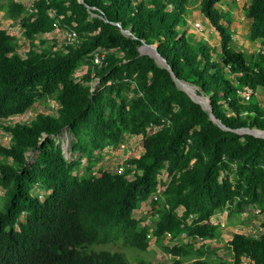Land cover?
I'll return each instance as SVG.
<instances>
[{"label": "trees", "instance_id": "16d2710c", "mask_svg": "<svg viewBox=\"0 0 264 264\" xmlns=\"http://www.w3.org/2000/svg\"><path fill=\"white\" fill-rule=\"evenodd\" d=\"M192 3L219 33V48L188 38ZM225 3L35 0L25 14L20 0H0V12L18 21L31 41L20 54L0 22V120L26 113L39 100L58 105L56 112L4 125L10 141L0 142V264H156L128 252L149 247L150 228L134 212L151 196L152 232L170 264H264V221L258 237L233 234L229 261L213 243L222 237L217 211L232 204L229 216L264 212V139L236 131L264 129V101L256 95L264 88V48L253 53L235 43ZM244 14L251 37L264 41V0H251ZM58 19L78 41L61 48L55 39L37 43ZM143 41L156 44L178 78L209 96L227 128L169 68L140 54ZM98 50L107 51L101 64L94 62ZM246 87L249 98L241 94ZM65 128L74 136L70 150L78 153L71 161L55 139ZM126 134L142 135V154L130 157L121 173L94 171L98 153L117 148ZM84 159L83 174H75ZM162 171L170 179L160 193ZM36 186L46 192L34 194ZM182 233L204 242L197 248L165 244Z\"/></svg>", "mask_w": 264, "mask_h": 264}, {"label": "rangeland", "instance_id": "374dc122", "mask_svg": "<svg viewBox=\"0 0 264 264\" xmlns=\"http://www.w3.org/2000/svg\"><path fill=\"white\" fill-rule=\"evenodd\" d=\"M25 5V14H28L32 10V6L35 0H20ZM225 9H231V14L234 18L232 23V28L234 30V40L235 43L249 52L258 53L262 48H264V41L261 39H253L251 37L250 23L251 20L247 18L244 14V8L251 2V0H225ZM192 13L190 14L189 23L187 25L189 39L193 42H197L196 44L199 45V42L205 41L209 42L210 44L219 48L220 45V35L215 30V28L209 23L208 19L204 17L201 13L198 4L192 3L191 4ZM0 22L1 25L8 29V31L13 34L18 41L19 47L18 52L24 55V52L29 50L31 47V41L27 39L24 35V29L20 25L18 21H14L8 19L4 12H0ZM57 25L55 29L49 33H44L38 35L36 37V42L38 43L40 39H55L57 40V47L61 48L65 45L67 40V33L68 29L63 26L61 19H58ZM186 28V26H185ZM34 41V42H35ZM88 68L87 64H84L80 69L75 72V77L77 79L81 78L83 74L86 72ZM98 80L95 79L92 82L93 89L96 87ZM180 85H184L187 89L194 95L201 94L205 95V93H201L198 86H194L195 89L192 90V85L188 84L187 82H179ZM182 83V84H181ZM243 94V93H242ZM256 95L259 101H264V88H258ZM51 107L48 106L47 102L44 100L37 101L32 107H30L26 113L22 115L11 116L6 119L0 120V142L3 144H9L10 141V133L5 130L4 125L8 123H14L18 120H30L39 112H56L57 104L53 101L50 103ZM156 128H150L149 132L154 131ZM74 136L70 133L68 128H65L63 132L59 135L55 136L57 142L62 145L63 151L65 153L66 158L71 161L72 159L78 156V153H73L70 150L71 142ZM142 135H130L126 134L123 138L122 144L117 148H108L105 147L98 153L99 160L94 166V171H98V169H107L110 171L118 170V167L122 166L124 158L129 153V150H133V154L138 155L142 152V145H141ZM39 151L37 152H29L28 158L37 159ZM37 155V156H36ZM82 165L74 170L75 174H83L85 164L87 160L84 159L82 161ZM120 170V168H119ZM226 172H222L221 179L224 177ZM130 177H133L131 175ZM170 177L167 171H162L160 174L161 184L159 186L160 193L165 188V183L169 181ZM34 194L43 195L46 191L42 186H36L34 189ZM158 191V192H159ZM158 193L156 194V196ZM154 197V196H153ZM151 201L152 196L144 202V204L135 210L134 215L136 218H139L141 226H148L150 228V235L151 240L149 247L146 251L139 252L135 249H129L128 252L134 255L142 256L146 261H152L156 264H170V255H168L164 248H162L157 242L156 237L153 235V228L156 225V217L151 209ZM232 204L226 206L222 210L217 211L214 216V221L220 224V229L222 232V237L219 240H214L213 243L218 247L217 248V255L225 258L226 260H231L232 254L228 247V241L232 238L235 232H243L249 234L253 237H258L262 231L263 226L262 222L264 221V212H256V213H243L238 214L235 213L233 216H229L230 210L232 208ZM183 208L179 209L181 213ZM234 223H233V222ZM237 221V222H236ZM204 241L199 238H191L184 233L180 234L175 240H170L166 238L165 244H188L191 248H197L200 246L201 243ZM133 264H138L136 261Z\"/></svg>", "mask_w": 264, "mask_h": 264}, {"label": "water", "instance_id": "95a60500", "mask_svg": "<svg viewBox=\"0 0 264 264\" xmlns=\"http://www.w3.org/2000/svg\"><path fill=\"white\" fill-rule=\"evenodd\" d=\"M130 32V29L128 30ZM140 50V54L144 55V54H148L151 55L153 58H155V60H157L158 62H160L162 65L166 66L167 68H169L171 70V73L173 74V77L175 79V81L177 82V84L183 89L185 90L187 93L190 94V96L197 101L198 103H200L205 109H207L210 112L211 118L215 121L218 122L223 128H227V126L222 123L219 119L216 118V116L213 113V105L211 103V100L209 98L208 95H201V94H197L194 95L192 94L187 87H185L184 85H180L178 83L179 82H187L188 84L192 85V90L195 89V85L192 84L191 82L188 81H184L180 78H178L172 68L170 67V65H168V62L166 61V59L160 54V52L158 51V46L156 44H149L146 43L145 41H143L142 45L139 47ZM182 84V83H181ZM204 93V92H201ZM236 131L240 132V133H250L258 138H263L264 139V129L258 128V127H251V126H247V127H242V128H238L236 129ZM44 140H42L41 143H43ZM39 150H35V152H37ZM37 156V155H36ZM38 157V156H37ZM36 159H31L29 160L30 163L34 162Z\"/></svg>", "mask_w": 264, "mask_h": 264}, {"label": "built area", "instance_id": "2783aa9c", "mask_svg": "<svg viewBox=\"0 0 264 264\" xmlns=\"http://www.w3.org/2000/svg\"><path fill=\"white\" fill-rule=\"evenodd\" d=\"M66 41H67V42H75V41H78V35H77V33H76L74 30H70V29H68L67 40H66ZM26 52H27V51L24 52V56L26 55ZM106 53H107L106 50H98V51H96V52L94 53V62L97 63V64H101V63L103 62V60H104V57H105V54H106ZM22 55H23V54H22ZM242 93H243V94H242ZM251 93H252V89H250V88H248V87H246L243 91H241V94H242L243 96H245L246 98H249V96H250ZM121 145H123V144L121 143ZM119 146H120V145H119ZM123 146H124V145H123ZM108 148H113V147L109 146V147H107L106 149H108ZM128 152H129V153H132V154H127V156L124 158V161H123L122 166L118 167L117 173H121V172H123L125 162H126L130 157L139 156L140 154H142V152H143V148H142V152L139 153L138 155L133 154V150H132V149L129 150ZM119 168H120V170H119ZM130 176H131V175H130ZM130 176H129V177H130ZM130 178H132V177H130ZM39 196H42V195L39 194ZM256 212H258V211L256 210V211H254L253 213H256ZM242 214H243V213H242Z\"/></svg>", "mask_w": 264, "mask_h": 264}]
</instances>
